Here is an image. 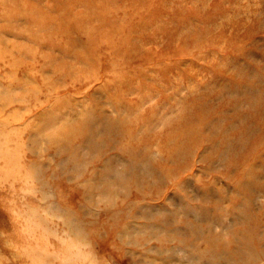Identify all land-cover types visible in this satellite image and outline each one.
<instances>
[{
    "label": "rangeland",
    "instance_id": "374dc122",
    "mask_svg": "<svg viewBox=\"0 0 264 264\" xmlns=\"http://www.w3.org/2000/svg\"><path fill=\"white\" fill-rule=\"evenodd\" d=\"M13 2L0 264H264V0Z\"/></svg>",
    "mask_w": 264,
    "mask_h": 264
},
{
    "label": "bare ground",
    "instance_id": "6f19581e",
    "mask_svg": "<svg viewBox=\"0 0 264 264\" xmlns=\"http://www.w3.org/2000/svg\"><path fill=\"white\" fill-rule=\"evenodd\" d=\"M18 1V0H17ZM30 2V1H29ZM29 2H27V0H26V3H29ZM104 2V1H103ZM14 2H13V0H0V21L1 20H4V19H9V18H13L12 16V13H11V7H12V4H13ZM111 3V2H110ZM33 4V3H32ZM16 5V4H15ZM25 5V4H24ZM34 5V4H33ZM53 5V4H52ZM59 5V4H58ZM30 6H31V4H30ZM67 6V5H66ZM25 7V6H24ZM33 7V6H32ZM34 7H35V5H34ZM48 7V6H47ZM15 8V7H14ZM13 8V9H14ZM49 8V7H48ZM51 8V7H50ZM55 8V7H54ZM19 9V8H18ZM32 9H35V8H32ZM57 9V8H56ZM72 9V8H71ZM26 10V9H25ZM58 10H60V9H58ZM41 11V10H40ZM78 11V10H77ZM33 12V11H32ZM43 12H45V11H43ZM52 12V11H51ZM54 12L55 11H53V14H54ZM36 13H39L38 11L36 12ZM47 13V12H46ZM78 13V12H77ZM33 14V13H32ZM24 15V14H23ZM31 15V14H30ZM29 15V16H30ZM43 15H44V13H43ZM50 15V14H49ZM76 15H79V14H76ZM27 16V15H26ZM36 16H38V15H36ZM41 16V15H40ZM32 18H33V16H31ZM42 17V16H41ZM26 18V17H25ZM38 18V17H37ZM45 18V17H44ZM49 18V17H48ZM55 18V17H54ZM57 18V17H56ZM77 18V17H76ZM28 19V18H27ZM34 19V18H33ZM36 19V18H35ZM45 19H47V18H45ZM84 19V18H83ZM39 23L40 22H43L44 20L43 19H40V17H39ZM41 20H43V21H41ZM46 21V20H45ZM44 21V22H45ZM52 21V20H51ZM4 22V21H3ZM3 22H2V24H3ZM27 22H29V21H27ZM43 22V23H44ZM68 22V21H67ZM47 23H49V22H47ZM46 23V24H47ZM8 24V23H7ZM10 24V23H9ZM8 24V25H9ZM41 24V23H40ZM39 24V25H40ZM37 25V24H36ZM14 26V25H13ZM25 26V25H24ZM89 26V25H88ZM7 27V26H6ZM0 28H1V30L3 29V26L0 24ZM35 28V27H34ZM42 29V28H41ZM4 30H6V31H10V33H11V35H15L16 33H15V29L13 28V27H7L6 29L4 28L3 29V31ZM16 30H18V29H16ZM23 30V29H22ZM5 31V32H6ZM61 31V30H60ZM18 32V31H17ZM41 32H44V31H41ZM48 32V31H47ZM54 32H56L55 30H54ZM26 33V32H25ZM24 33V34H25ZM32 32H30V34H31ZM37 33V32H36ZM60 33V32H59ZM44 34H46V33H44ZM37 35V34H36ZM40 35H42L41 33H40ZM30 36V35H29ZM1 38V37H0ZM32 38V37H31ZM43 38V37H42ZM34 39V38H33ZM39 40H41V39H39ZM38 41V40H37ZM43 42H46V41H43ZM40 43V42H39ZM33 51V50H32ZM30 54V53H29ZM4 56V55H3ZM79 58V57H78ZM81 58V57H80ZM82 60V59H81ZM85 60V59H84ZM33 67V66H32ZM31 69V68H30ZM94 115H96V116H104V114L102 113V112H99V113H97V114H95L94 112H91L86 118H85V120L86 121H91V120H93V116ZM115 121H113V120H109V125H106V126H108L109 128H110V130H115L116 129V125H115V123H114ZM85 127H87V125H84V126H82V127H80L79 128V130H82L83 128H85ZM190 130V127L187 129V131H189ZM184 132H186L185 130H184ZM65 141H63V142H59L58 143V146L59 147H70V144L69 143H66ZM239 246V245H238ZM242 246H244V243H243V245ZM215 249H218V246L215 244ZM241 251H242V249H241Z\"/></svg>",
    "mask_w": 264,
    "mask_h": 264
}]
</instances>
